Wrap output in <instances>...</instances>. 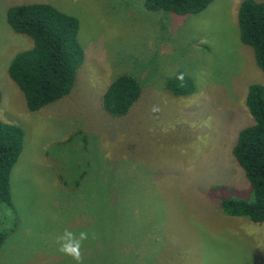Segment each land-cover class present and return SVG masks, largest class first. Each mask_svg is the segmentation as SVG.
I'll use <instances>...</instances> for the list:
<instances>
[{
  "label": "rangeland",
  "instance_id": "374dc122",
  "mask_svg": "<svg viewBox=\"0 0 264 264\" xmlns=\"http://www.w3.org/2000/svg\"><path fill=\"white\" fill-rule=\"evenodd\" d=\"M144 1L0 0V119L24 131L10 173L14 211L0 208V264H75L57 250L65 229L95 233L84 264H264V222L219 206L252 199L232 155L238 131L253 123L248 86L264 84L239 39L243 0H212L185 16ZM40 2L78 18L85 58L71 92L32 112L7 68L33 39L8 25L6 11ZM179 71L195 84L188 96L165 86ZM123 73L142 90L113 117L101 99ZM77 131L86 143L68 140Z\"/></svg>",
  "mask_w": 264,
  "mask_h": 264
},
{
  "label": "trees",
  "instance_id": "16d2710c",
  "mask_svg": "<svg viewBox=\"0 0 264 264\" xmlns=\"http://www.w3.org/2000/svg\"><path fill=\"white\" fill-rule=\"evenodd\" d=\"M212 0H145L152 11L164 10L177 16L198 14ZM239 39L253 49L257 66L264 72V0H243L237 13ZM8 25L18 33L30 36L33 46L14 54L8 64V75L25 98L26 107L35 112L65 96L75 83L78 68L84 61V49L78 38L79 20L49 3L17 4L7 8ZM183 74V81L177 77ZM165 86L174 96H188L195 84L183 71L166 79ZM140 81L123 73L114 78L101 99L104 111L121 117L128 113L141 94ZM1 101V92H0ZM253 123L242 127L232 147V155L243 169L252 199H221L225 215L243 216L253 222H264V84L252 83L245 97ZM82 135L83 142L87 139ZM24 131L21 126L0 119V208L14 211L10 192V173L22 151ZM86 174L84 170L73 188ZM6 233L0 230V248Z\"/></svg>",
  "mask_w": 264,
  "mask_h": 264
},
{
  "label": "clouds",
  "instance_id": "9594fccd",
  "mask_svg": "<svg viewBox=\"0 0 264 264\" xmlns=\"http://www.w3.org/2000/svg\"><path fill=\"white\" fill-rule=\"evenodd\" d=\"M183 81V74L177 77ZM95 238V233H89L87 231H81L76 234L68 229H65L63 233L56 237V243L58 245L57 250L68 257H71L75 261V264H84V253L82 251L84 242L89 238Z\"/></svg>",
  "mask_w": 264,
  "mask_h": 264
}]
</instances>
